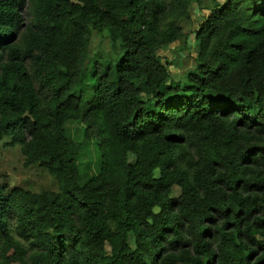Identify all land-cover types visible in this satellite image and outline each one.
<instances>
[{
    "label": "trees",
    "instance_id": "obj_1",
    "mask_svg": "<svg viewBox=\"0 0 264 264\" xmlns=\"http://www.w3.org/2000/svg\"><path fill=\"white\" fill-rule=\"evenodd\" d=\"M193 1L0 0V138L57 181H0V264H264V0H211L180 82L159 50Z\"/></svg>",
    "mask_w": 264,
    "mask_h": 264
},
{
    "label": "rangeland",
    "instance_id": "obj_2",
    "mask_svg": "<svg viewBox=\"0 0 264 264\" xmlns=\"http://www.w3.org/2000/svg\"><path fill=\"white\" fill-rule=\"evenodd\" d=\"M204 6L200 7L194 1L190 3V16L181 17L180 23L185 35L180 39L165 45L159 50V54L163 56L165 62H168V70L170 79L183 82L186 80V74L194 67L195 41L194 30L199 26L203 17L209 13V5L211 0H204ZM116 42L112 41L103 31H92L89 46V57L95 56L97 53L102 55L113 54ZM117 54H115L116 56ZM92 82L87 77L85 83L89 86ZM69 135L76 141L82 142L83 124L78 121L68 122ZM8 136L0 138V181L5 182L9 188L20 186L26 189L38 191L41 189H56L57 181L49 173L48 169L37 163L25 164L24 155L21 152L20 145H9L6 141ZM84 145L80 149L78 157V165L80 171V181H84L90 174L95 173L99 166V151L93 140L84 141ZM135 158L134 153H128L129 161ZM180 188L177 185L172 187L171 195L177 196ZM128 243L134 247L135 238L132 232L127 235Z\"/></svg>",
    "mask_w": 264,
    "mask_h": 264
}]
</instances>
